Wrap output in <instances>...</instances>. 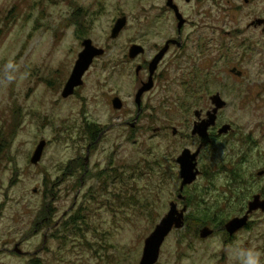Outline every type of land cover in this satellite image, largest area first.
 Segmentation results:
<instances>
[{"label":"rangeland","instance_id":"obj_1","mask_svg":"<svg viewBox=\"0 0 264 264\" xmlns=\"http://www.w3.org/2000/svg\"><path fill=\"white\" fill-rule=\"evenodd\" d=\"M167 1L0 0V145L5 152L0 158V264H139L146 239L172 202L181 210L189 204L188 197L205 191L204 202L198 194L186 215L197 218L208 209L213 190L229 189L226 165L242 157V138L254 142L246 148L252 159L249 176L257 177L264 169L262 48L239 49L229 40L231 66L238 63L246 73L240 84L230 81L239 91L229 94V108L221 120L232 131L206 151L200 162L202 174L185 189V202L184 197L178 199L177 158L195 147L190 140L174 138L173 129L185 135L186 120L195 119L193 102L189 95L184 97L186 80L177 82L173 71L168 75L167 67L162 69L165 77L143 99L144 117L136 127L130 126L137 110V67L152 50L164 48L178 35V22ZM249 1L218 0L204 10L227 15L230 31H246L249 17L259 9L264 12V0ZM175 4L186 20H194V4L185 0ZM122 17L128 24L114 40L112 31ZM253 35H239L236 41L246 40L252 47ZM87 39L106 54L95 60L75 95L64 99L65 85ZM216 39L211 33H195L190 25L183 31V49H216ZM135 44L146 49V56L130 64L129 50ZM191 69L187 63L180 73L188 77ZM140 79L145 81V73ZM114 97L123 101L121 111L113 109ZM88 125H97L101 133L84 176L79 167L86 165L91 143ZM42 141L47 142L42 161L33 165ZM170 153L175 166L169 164ZM146 160L155 171L127 180L133 167ZM113 169L127 172L123 182L99 181L97 174ZM48 203L53 204L58 223L51 230L43 226ZM193 224L186 222L169 236L158 264H240L239 252L249 247L264 254L262 215L233 240L213 224L209 226L215 230L213 237L202 239L203 228L195 237ZM17 245L24 254L15 252Z\"/></svg>","mask_w":264,"mask_h":264},{"label":"flooded vegetation","instance_id":"obj_2","mask_svg":"<svg viewBox=\"0 0 264 264\" xmlns=\"http://www.w3.org/2000/svg\"><path fill=\"white\" fill-rule=\"evenodd\" d=\"M185 1L188 5L194 4V12H193L194 20L192 22L187 20V23L182 30H179V22L177 20L175 11L166 4L168 10L170 11V13L174 15L176 21L178 22L177 24L178 35L176 39H170L165 43L164 48L169 42H170V46L169 49H167L162 61L160 62L154 74L153 77L154 88L152 91L155 90L159 81L165 77L166 73H164L162 69H165L166 67H167L166 71H168V75H172L174 72V79L177 82H180L183 79L186 80L184 81V86H186L185 89H187L188 92L187 94H185L184 97L189 95L188 96L189 99L192 100L193 102L192 108L194 110L195 119L186 120L187 124L185 125V128L187 132L185 135L180 134L181 132H179L177 129H173V136L174 138L179 136L182 139L190 140L193 143L191 146L195 147L194 151L190 149L193 153H195L199 148H202L198 160V168L200 170L201 169L200 162L202 161L203 156L206 155L207 153L206 151L214 147L222 139L223 136H226V135H222V136L219 135V131L221 130V128L224 125H227L224 124L221 119L224 116V113L229 108V102H228L229 94L239 91V89L235 88L236 85L232 84L231 86L230 81L232 80L240 84L241 80L244 77H246V73L240 71L238 63L236 65L232 64V66L230 64L229 48H228L229 40H231L232 44L237 43L239 49L241 48L264 49V12L262 13V9H259L257 12H255L254 14H252V16L249 17V24L247 25L246 31L245 30L241 31L239 29L237 30L236 28L230 31L229 24L227 21L228 19L227 15L213 14L209 10L208 11L204 10L206 9V5L208 3H212L214 5V3H216L218 0H191L190 2H188L187 0ZM257 1L261 2V0H253V3ZM246 3L250 4V1L246 0ZM174 4H175V0H174ZM176 6L179 8L178 5ZM179 11L183 15V13L181 12V8H179ZM190 25L194 28L195 33L197 34H199L200 32H206V34L211 33L212 35L216 36L217 38L216 49L215 48L214 49H203V48L183 49L185 46V42L183 41V31L187 26ZM245 33H252L255 35V36L253 35L255 37V40L252 47H250L251 43L246 40L241 42L236 41V38L240 37L239 35H243ZM172 41L182 42L183 45L179 46L178 44H175ZM199 41L202 42V40ZM82 47H83V43H82ZM164 48L152 50L151 51L152 54L149 56V59L144 60L143 64L137 67L136 70V79H138L137 93L143 87L144 84L149 82L150 74H151L150 73L151 64L155 60V58L164 50ZM145 56H146V49H145V53L137 57L135 60H131L128 55L127 62L132 64L139 61L140 58H143ZM187 63L192 66V69L190 70L191 73L189 74L188 77L180 73L182 68L187 67ZM139 68L140 71H138ZM142 73H145L146 76L145 81L140 79V75ZM190 75H192L193 78H191ZM229 75L232 78H229ZM168 79L170 78L168 77ZM151 92L146 93L143 96V99ZM215 96H219L223 102L227 103V105L225 108L219 111L217 116L218 118H217L216 126L210 128L209 130L210 139L208 141H205L199 135L193 136L192 132L197 122H202L208 119V114L212 112L214 109L212 98ZM176 99H178V97H176ZM135 105L137 108L135 121L138 117L137 120L138 123V121H140L145 115V110L143 109V100H142L141 111H139L136 101H135ZM197 112L200 113L199 118L196 117ZM185 113L187 112L185 111ZM132 124L130 123V126ZM250 144L253 145L254 143L252 142L243 143V149H241L243 155L239 159V161H236V163H234L233 165H230V162H229V166L226 165V169L229 171V181H230L228 185L229 189H225V190L222 189L223 191L213 190L211 192L213 195H211L210 198H208L207 200L209 205L208 208L212 209L213 212H216L213 218L212 227L217 228V230L219 231L220 230L225 231L230 240H233V238L237 237L239 233L249 229L255 217L259 215L264 216V211L262 210L253 212L252 214L249 215L247 226L244 229L237 232L234 236H230L226 230L227 224L232 219L239 217L242 218L247 215V212L249 210V205L255 199V197H259L261 202L264 201V169L258 173L257 177L255 176L252 177L249 176L248 174V172H250L251 170L249 167L252 166L251 164L252 159H250L248 154L249 150H247L246 148ZM91 148H93V146H91ZM230 166H232L233 169ZM86 168L88 167L86 166ZM200 172L202 174L201 170ZM235 172H240L241 174H243L245 180L244 179L237 180V178L234 175ZM210 181L212 182V179L209 180V182ZM181 184H182V179H181ZM185 189L182 193L181 185H180L179 192L183 195L184 198H185L184 196ZM185 200L186 198L184 199V202ZM184 207H187L188 209L190 208L188 204L185 205ZM212 230L214 231V233L211 237L215 235V230L214 229ZM211 237H209L208 239H210Z\"/></svg>","mask_w":264,"mask_h":264},{"label":"water","instance_id":"obj_3","mask_svg":"<svg viewBox=\"0 0 264 264\" xmlns=\"http://www.w3.org/2000/svg\"><path fill=\"white\" fill-rule=\"evenodd\" d=\"M190 2L191 0H187ZM167 6L172 8L175 13L177 20L179 22V30H182L186 25L187 20L180 13L179 8L174 4V0H169ZM128 24L127 17H122L118 19L115 24V27L112 31V39H117L121 33L124 31ZM179 46H182V42L172 41ZM170 42L167 43L164 50L155 58L150 67V79L149 82L144 84L143 87L139 90L136 95V104L138 106L139 111H141L143 96L146 93H149L154 88L153 77L154 74L162 61L167 49H169ZM145 53L144 47L140 45H133L129 50V58L131 60H135L137 57ZM106 54L104 49H100L95 47L92 40L87 39L83 42V50L79 54L78 60L74 66L72 74L67 81L64 91L62 93V97L64 99L70 98L75 95L76 91L84 85V78L86 74L90 71L93 66L95 60L103 57ZM140 71V68L138 69ZM214 109L212 112L208 114V119L197 122L193 129V136L199 135L203 140L208 141L210 139L209 130L212 127L216 126L217 116L220 110L226 107L227 103L223 102L219 96H215L212 98ZM112 107L116 111H121L124 108L123 101L119 97H115L112 100ZM196 117H200V113H196ZM137 120L131 125L132 128L136 127ZM232 131V126L227 124L224 125L219 131V135H228ZM176 133V131H175ZM47 146L46 141L40 142L38 145L32 159L31 163L33 165H38L43 158L45 148ZM90 150L91 146L87 149L88 154L86 157V166L88 167L89 158H90ZM202 148H199L195 153H193L190 149H185L181 155L177 158V164L180 167V177L182 179L181 184V192L183 193L184 189L188 186L193 185L197 182L201 172L198 168V160L201 154ZM36 192V190H35ZM179 200L183 199V195L178 196ZM262 210L264 211V201L261 202L259 197H255V199L250 203L249 210L247 215L242 218H234L232 219L226 226V230L230 236H234L237 232L244 229L249 220V215L255 211ZM188 212V208L184 207L179 210L178 204L172 202L170 204L169 212L161 219L159 224L155 227L154 231L150 234V236L146 239L144 244V250L142 259L139 264H158L160 260V255L162 248L169 238V236L175 230H181L186 225V215ZM214 231L205 227L200 232V237L202 239H207L213 235ZM20 245L16 246L15 252L18 254H24L21 250H19Z\"/></svg>","mask_w":264,"mask_h":264},{"label":"trees","instance_id":"obj_4","mask_svg":"<svg viewBox=\"0 0 264 264\" xmlns=\"http://www.w3.org/2000/svg\"><path fill=\"white\" fill-rule=\"evenodd\" d=\"M88 136L90 137V145L93 146L94 143L97 141L98 139V135L101 133V130L97 127V125H88ZM242 140H244L245 142L249 143V142H252L253 139L251 137H245L244 139L242 138ZM254 143V142H253ZM3 153L5 154V152L3 151V148H2V145H0V158L1 156L3 155ZM168 158V161H169V164L172 165V166H175V157L173 155H171V153L167 156ZM143 164V163H142ZM157 166L161 164V162H158L156 163ZM79 166V164L77 165ZM84 166V167H83ZM83 167V168H82ZM82 169L84 172V176H86L88 173L86 171V165L85 164H82V166L80 165L79 167V170ZM155 171L154 169V166L152 164H150L149 161H144V164L143 166H139L137 165V168H136V165L135 167H133V171H132V176L127 179V180H139L141 178H143L146 174L148 173H153ZM126 173L127 172H121L119 170H115L113 169L109 174H106V172H102V173H99L97 174V178L99 179V181H110V180H115L117 182H123L125 180V176H126ZM235 177L237 178V180H243L244 179V175L241 174L240 172H235L234 173ZM165 177H166V174L163 175V178L165 180ZM102 178H104L102 180ZM240 182V181H238ZM79 185H81V181H79ZM198 194H202L200 196H202V199H201V202H204L203 201V197L205 198L206 196L205 195V191L204 192H200V193H195L193 197H188V199L186 200L190 205H192V201L193 198H197V195ZM198 199V198H197ZM44 213H45V217L43 219V226H46L47 229L51 230L52 228H56L58 226V223H54V206L53 204L51 203H48L47 206L45 205L44 207ZM216 214V212H213L212 209L208 208L206 210H203L198 216L197 218H192L194 217V215L191 217V216H187L186 218V222L190 223H194L192 226V229H193V226H194V232L193 234L195 235V237H198L199 235V232L202 228H205V227H209L213 224V218H214V215ZM222 214V213H220ZM68 224H65L64 226H66ZM34 262H39V261H34ZM32 263V264H35V263ZM42 264V263H40Z\"/></svg>","mask_w":264,"mask_h":264},{"label":"clouds","instance_id":"obj_5","mask_svg":"<svg viewBox=\"0 0 264 264\" xmlns=\"http://www.w3.org/2000/svg\"><path fill=\"white\" fill-rule=\"evenodd\" d=\"M240 264H264V254L253 247L239 252Z\"/></svg>","mask_w":264,"mask_h":264}]
</instances>
